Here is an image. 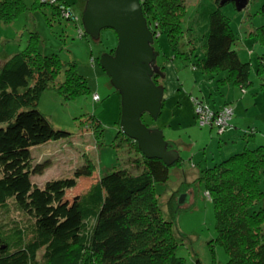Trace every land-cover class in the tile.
I'll list each match as a JSON object with an SVG mask.
<instances>
[{
  "label": "trees",
  "instance_id": "obj_1",
  "mask_svg": "<svg viewBox=\"0 0 264 264\" xmlns=\"http://www.w3.org/2000/svg\"><path fill=\"white\" fill-rule=\"evenodd\" d=\"M59 1L61 6L57 1L40 5L51 7L60 19L78 24L70 11L63 17L62 8L68 5ZM138 1L155 40L165 37L170 50L178 53L186 0ZM219 1L215 2L218 8L208 15L203 54L193 68L209 75L225 73L218 82L231 83L243 91L251 86L250 65L242 63L233 50L236 36L220 11ZM22 9V0H0V22L11 23ZM259 14L264 15V2ZM77 34L87 37L79 27ZM250 35L264 46V25ZM73 68V63L63 64L57 56L40 55L30 44L0 64V209L12 203L28 221L25 226L0 228V264H67L70 255L75 256L70 264H186L176 257L173 230L181 207L172 194L167 202L169 220H164L154 191L156 184L168 181L169 168L182 163L180 157L170 167L147 160L136 143L119 132L121 141L139 154V159L130 161L136 169L133 174L123 170L94 178L93 166L86 160L70 177L47 181L41 187L32 183L31 178L41 175L49 165L47 161L34 164L31 150L71 137L54 129L35 108L38 97L48 89L66 98L87 94L86 80ZM159 68L163 72V66ZM263 72L264 54L257 68L258 75ZM158 79L153 77L155 85ZM159 81L162 84L163 80ZM90 123L100 136L99 123L94 119ZM242 134L246 142L243 151L206 168L194 182L203 186L212 204L213 242L224 251L226 264H264V207H260L264 201V144L249 148L255 132ZM167 144V150L178 153L175 143ZM85 180L90 183L86 190ZM80 181L83 187L73 198V209L59 212L66 195ZM186 190L182 187L181 192Z\"/></svg>",
  "mask_w": 264,
  "mask_h": 264
},
{
  "label": "rangeland",
  "instance_id": "obj_2",
  "mask_svg": "<svg viewBox=\"0 0 264 264\" xmlns=\"http://www.w3.org/2000/svg\"><path fill=\"white\" fill-rule=\"evenodd\" d=\"M43 1L22 0L25 9L11 23L0 22V61L25 51L30 44L42 56L54 55L63 64L73 63L74 72L86 80L89 91L71 98L63 97L52 89L39 95L35 108L54 129L66 132L71 137L31 150L34 164L47 161L49 165L41 175L31 178L32 183L41 187L47 181L70 177L86 160L93 166L94 178L99 179L108 173L123 170L133 174L136 169L130 161L139 159V154L121 141L116 125L120 115V97L98 65L102 55L110 54L116 48L115 33L102 30L97 42L88 37L79 38L77 30L78 27L82 30L81 16L85 0H62L68 5L64 8L71 12L73 18L78 19V24L73 20L60 19L51 7L40 5L48 4ZM185 2L186 14L182 23L183 37L179 52H172L163 36L157 37L153 44L159 54L156 63L163 66L165 73L162 84L157 80V86L162 85L164 88V99L157 121L144 116V125L148 129L161 131L165 142L175 143L182 159L181 164L169 168L168 181L156 184L154 191L164 220H169L167 202L171 201L172 194L176 196L173 197L176 204L180 195H187L174 219L176 257L182 258L186 264H226L224 251L213 242L216 232L212 204L203 186L194 181L206 168L243 151L246 142L239 128L234 130V134L228 135L225 132L219 136L208 124L200 127L201 117L195 116L194 104L200 103L212 111L217 106L235 110L234 113L232 111L229 125L232 126V121L252 125L251 128L257 129L254 136L256 141L255 144L249 143L248 147L264 144V72L260 75L257 73L264 46L256 43L250 35L254 29L264 25V15L259 14L264 0H248L246 8L241 12H237L231 3L220 7L236 36L233 50L242 63L250 65L251 86L243 91L231 83H219L218 80L225 78V73L209 75L193 68L203 54L208 15L218 5L216 0ZM57 3L61 6V1L57 0ZM188 53H191L189 59L186 57ZM95 96L99 101L93 99ZM93 119L101 126L100 136H97L100 133L92 130L94 127L90 122ZM246 128L244 130H248ZM81 184L82 181L75 190L69 191L59 212L73 209V198L80 193L83 187ZM89 185V180H85V190ZM182 187H187V190L181 192ZM260 207H264V201ZM27 224L28 221L16 211L12 203L0 209L1 229ZM71 257H66L67 264L75 259V256Z\"/></svg>",
  "mask_w": 264,
  "mask_h": 264
},
{
  "label": "water",
  "instance_id": "obj_3",
  "mask_svg": "<svg viewBox=\"0 0 264 264\" xmlns=\"http://www.w3.org/2000/svg\"><path fill=\"white\" fill-rule=\"evenodd\" d=\"M234 5L237 12L244 10L248 0H221L220 6ZM81 25L84 34L97 42L102 30H111L117 38L113 54H104L98 65L109 79L110 86L120 97L119 132L136 143L147 160L161 161L165 166L175 164L179 155L167 150L161 131L148 129L141 122L146 115L157 121L164 99L163 86L153 83V77L165 79L156 61L155 37L147 26L138 0H85ZM187 195H180L178 207Z\"/></svg>",
  "mask_w": 264,
  "mask_h": 264
},
{
  "label": "built area",
  "instance_id": "obj_4",
  "mask_svg": "<svg viewBox=\"0 0 264 264\" xmlns=\"http://www.w3.org/2000/svg\"><path fill=\"white\" fill-rule=\"evenodd\" d=\"M41 1H43V0H41ZM44 1H47L49 4H53L57 0H44ZM61 13H62L64 18H67L68 14H69V10H67L63 7ZM93 99L95 101H99V98L97 96H95ZM194 105L196 106V109L194 112L195 116L198 115L199 117H201L200 120L202 122L199 123L197 121L199 123L200 127H202L203 125L207 126V124H208L209 128L215 129V131L217 132V134L219 136L222 135L224 132H226L229 129V127H230L229 123L231 121V118H232L231 115H232V111H233L231 108L228 110L221 108L218 111H212V110L208 109L207 106L202 105L200 103H195Z\"/></svg>",
  "mask_w": 264,
  "mask_h": 264
},
{
  "label": "crops",
  "instance_id": "obj_5",
  "mask_svg": "<svg viewBox=\"0 0 264 264\" xmlns=\"http://www.w3.org/2000/svg\"><path fill=\"white\" fill-rule=\"evenodd\" d=\"M8 60V59H7ZM7 60H5V61H7ZM5 61H0V64L1 63H3V62H5ZM226 104H230V103H225V105ZM221 107H215L214 109H213V111H217L218 109H220ZM235 111V110H234ZM234 111H233V113H234ZM231 125L232 126H230V129H229V131H228V135L229 134H234V130H238V128H239V131L240 132H242V133H248V132H250V131H252L253 130V132H255L256 133V128L254 129V128H251L252 127V125L251 126H248V124L246 125V123L245 124H242V123H239V122H234L233 123V121L231 122ZM248 128V130H244V128ZM243 128V129H242ZM246 128V129H247ZM262 140H264V139H262ZM255 141H256V139L254 138V140H253V142H254V144H255Z\"/></svg>",
  "mask_w": 264,
  "mask_h": 264
}]
</instances>
